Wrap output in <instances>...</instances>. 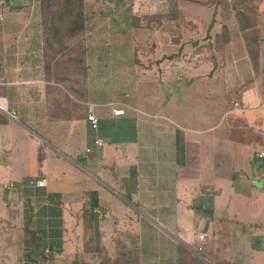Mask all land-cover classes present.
<instances>
[{"label":"crops","instance_id":"obj_1","mask_svg":"<svg viewBox=\"0 0 264 264\" xmlns=\"http://www.w3.org/2000/svg\"><path fill=\"white\" fill-rule=\"evenodd\" d=\"M186 1L189 19L196 3ZM47 2L53 6V0H0L2 243L17 246L18 203L28 198L41 202L38 209L25 206L35 213L29 228L37 236L44 231V252L53 255L30 264L94 256L84 249L86 209L95 250L102 245L111 255L116 237L134 239L139 264H179L180 246L199 256L192 246L197 232L210 237L200 257L206 264H264V144L243 134L264 129V115L253 116L258 94L242 93L244 100L217 111L218 121L196 125L179 119L173 101L118 99L106 73L118 49L103 44L107 65L99 51L89 60L88 47L81 46L85 33L57 41L51 31L59 19L49 15L53 9L43 13ZM90 70L106 80L104 86L90 89ZM90 105L99 120L96 131L86 121ZM111 106L124 114L112 115ZM96 138L100 146L93 144ZM87 147L93 151L86 153ZM41 179L45 186L36 185ZM5 252L12 264V249Z\"/></svg>","mask_w":264,"mask_h":264},{"label":"rangeland","instance_id":"obj_2","mask_svg":"<svg viewBox=\"0 0 264 264\" xmlns=\"http://www.w3.org/2000/svg\"><path fill=\"white\" fill-rule=\"evenodd\" d=\"M157 1L110 0L105 4L104 0H95V2L84 0V13L87 20L85 40L83 39L81 46L82 49L88 47L89 60H95V53L99 51V54L104 55L102 58L109 62V51L104 49L103 44L109 43L113 51L118 49L119 52L118 55L115 54V59L113 56L114 68L106 69L107 76L113 78L109 80L114 86L113 95L123 101L134 102L135 100L139 103H142L143 99L152 103H158L161 100L168 103L173 101L174 105L178 106L175 113L179 119L187 124L196 125L208 120L218 121L217 111L220 108L236 98L244 100L245 94L242 95V93L254 90L258 94V100L253 101L252 104L255 109L253 116H260L258 119L261 120L264 115V91L261 96L262 86L264 90V0H260L257 26L260 36V56L257 61L259 72L254 69L245 52L242 35L235 19L237 10L224 12L219 7L215 9L214 15L212 4H208L209 0H194L196 4L190 6L192 13H189V19H187L186 9L189 4L186 0H162L160 7L155 8L154 3ZM64 2L66 1L53 0V6L47 2V6L43 5L45 10L43 13H49V8L53 9L49 15L51 16L54 12L57 18V9ZM1 10L2 4H0V15ZM150 14H176L177 18H162L159 24L155 19H149V27L144 28L145 30L131 26L135 16L139 25L143 26L146 24L147 15ZM144 15L146 17H143ZM212 20L214 23L208 29V24ZM64 24H66L64 21H57L56 26L60 25L61 31ZM97 25L99 27L93 34L91 28H96ZM223 25L228 27L231 39L220 51L213 47V37L215 33L221 31ZM173 38H176L177 42L173 41ZM181 45L182 50L179 53ZM170 55L172 57H169ZM133 61L134 64H132ZM108 62L107 65H109ZM130 63L132 69L129 70ZM170 66L172 68L169 70ZM95 72L96 70H90L89 73L91 75L89 76L90 89L100 83L102 86L105 85L103 82L106 80H100L101 77L96 78ZM135 79L138 80V84ZM146 93L148 95H145ZM155 99L158 102H155ZM237 130L236 128L235 131ZM243 134L247 141L251 143L253 140L258 141L260 147H263L264 129L262 127L256 130L253 128V131L246 128ZM7 155H9L8 149ZM18 164L16 163V167ZM27 200L28 198H25V203H18V234L22 237L18 239L17 246L6 245L0 239V264L10 262L5 252L8 248L12 249V264H30L31 260L41 256L45 259L50 258L44 252L45 244H49L47 237L45 240L42 239L44 231L42 230L37 236L36 244L31 239L33 233L25 232L20 227L21 222L27 228L31 225L32 218L34 220L35 213L28 214V207L38 209L41 204L38 199H35V204ZM0 231L2 233V230ZM110 242L111 240H107L106 245L110 246ZM50 243L52 245L53 239ZM33 244L37 246L38 256L31 252ZM192 246L197 247L196 242ZM93 255L97 257V254ZM94 256L85 257L86 264H96L97 259ZM67 262V264L70 263L68 260ZM54 263L59 264V260H54Z\"/></svg>","mask_w":264,"mask_h":264},{"label":"trees","instance_id":"obj_3","mask_svg":"<svg viewBox=\"0 0 264 264\" xmlns=\"http://www.w3.org/2000/svg\"><path fill=\"white\" fill-rule=\"evenodd\" d=\"M63 4H60L57 9V19L59 21H64V27L62 34L59 35V26H56L55 31H51V35H53L54 39L61 42V39L64 38H73L79 37L85 33V23H86V15L84 8V0H65ZM194 1V0H189ZM208 4H212L213 9H217L220 7L224 12H229L230 10H237L238 12L235 14V19L239 26V30L242 35V40L245 48V52L249 58V61L253 65L254 69L258 68V59L260 56V36L258 26V18H259V5L260 0H209ZM143 17H146L144 15ZM162 18L167 19H176V14H150L147 15L146 24L139 25L137 21V16L133 18V22L131 26L135 29H144L149 27V21L151 19H155L157 24H159ZM150 19V20H149ZM214 21H210L208 24V29H210L213 25ZM62 25V24H61ZM145 30V29H144ZM231 39L230 31L226 25H223L221 31L214 34L213 37V47L217 50H223L224 47L229 43ZM173 41H176V38H173ZM195 45V44H194ZM182 50V45L180 46L179 53ZM173 55V54H172ZM170 55L169 57H172ZM83 215L84 218V227H85V253H94L97 254V264H139V251L138 246L135 240H131L130 242H126L123 239L116 237L114 239V251L113 254H109L104 246L99 245L95 250V243H91V240L97 239L92 232V224L91 217L88 212V209L84 210ZM24 231H31L33 233V238H31L36 244L38 241L37 235L34 230L29 227L24 228ZM36 244L31 246V252L34 255H37L39 252L37 251ZM35 247V248H34ZM204 248V246H203ZM203 248L200 251H197L199 256H195L194 254L187 252L186 249L182 246L179 247V264H206L200 257L203 255ZM37 253V254H36ZM48 255V254H47ZM42 257V256H41ZM50 258H53V255L49 254ZM44 258V256H43ZM45 259V258H44ZM72 264H86L84 261L82 254H75Z\"/></svg>","mask_w":264,"mask_h":264},{"label":"built area","instance_id":"obj_4","mask_svg":"<svg viewBox=\"0 0 264 264\" xmlns=\"http://www.w3.org/2000/svg\"><path fill=\"white\" fill-rule=\"evenodd\" d=\"M235 105H237V104H235ZM9 114L11 116H14L12 113H9ZM111 114L114 115V116L123 115L124 114V109L111 106ZM86 121L88 123L89 128L92 131H96L97 130L98 124H99V120H98V118H97V116H96V114L94 112V109H93L92 105H90L88 107L87 114H86ZM93 144L97 145V146H100L101 142H100L99 139L96 138V139H94ZM92 151H93L92 147H87L85 149L86 153H90ZM257 155L259 157H262L263 153H258ZM45 184H46L45 179H41V180L36 181V185L37 186H45ZM195 238L197 240V247H196L197 251L202 250L203 246L210 240V237L208 236V234L206 232H197L195 234Z\"/></svg>","mask_w":264,"mask_h":264}]
</instances>
